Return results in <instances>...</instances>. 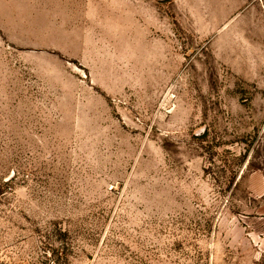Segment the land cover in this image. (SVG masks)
Returning <instances> with one entry per match:
<instances>
[{
	"label": "rangeland",
	"instance_id": "374dc122",
	"mask_svg": "<svg viewBox=\"0 0 264 264\" xmlns=\"http://www.w3.org/2000/svg\"><path fill=\"white\" fill-rule=\"evenodd\" d=\"M224 7L0 0V264H264V35Z\"/></svg>",
	"mask_w": 264,
	"mask_h": 264
},
{
	"label": "crops",
	"instance_id": "0c3cea01",
	"mask_svg": "<svg viewBox=\"0 0 264 264\" xmlns=\"http://www.w3.org/2000/svg\"><path fill=\"white\" fill-rule=\"evenodd\" d=\"M225 5V17L228 19L234 17L235 19H241L243 25L248 23L249 29L246 34L242 36H261L264 35V0H223ZM231 12H240L231 13ZM246 26V25H245Z\"/></svg>",
	"mask_w": 264,
	"mask_h": 264
}]
</instances>
